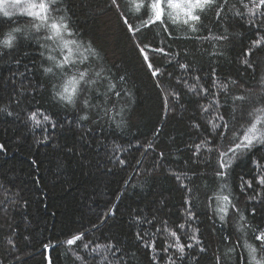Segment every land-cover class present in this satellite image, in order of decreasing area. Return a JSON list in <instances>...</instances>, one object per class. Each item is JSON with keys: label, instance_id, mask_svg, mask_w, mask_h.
<instances>
[{"label": "trees", "instance_id": "obj_1", "mask_svg": "<svg viewBox=\"0 0 264 264\" xmlns=\"http://www.w3.org/2000/svg\"><path fill=\"white\" fill-rule=\"evenodd\" d=\"M232 2L239 7L237 0ZM67 3L84 38L92 39L103 49L108 66L114 65V73L122 69L127 74L129 84L126 87L133 93L127 127L123 131L110 128L103 133L89 134L87 128L92 125L67 123L74 120L75 114L56 107L49 92L36 87L42 83V77L35 69L31 73L25 72L23 66L13 63L15 54L0 59V108L7 106L8 112L12 113L0 111V143L5 146L0 152V259L7 258L5 264H48L50 249L52 264H79L72 253L84 257L87 264H95L83 251L73 248L69 252L66 245L43 247L44 244H60L70 234L85 231L86 240L101 244L111 240L124 249V264H164L159 256L154 262L152 251L136 239V233L143 236L145 232L155 233L156 228L146 223L138 224L136 217L142 220L155 217L157 227H162L159 221H167L168 227L173 229L178 223H184L186 192L173 173H187L191 177L193 172H198L201 176L194 178L193 183L188 179L183 182L195 193L191 197V211L196 214L192 227L200 229L199 239L208 252L200 253L198 248L187 250L191 257L185 264H196L197 260L199 264H211L213 247L221 240V222L212 210L215 202L212 207L208 206L206 193H220L219 185L227 184L228 188L220 194L234 195L237 199L233 203L242 211L255 208L256 215H249L248 219L255 225L264 226V199L249 200L248 197L256 193L239 188L241 178L253 180V159L264 164L261 159L264 149L254 150L234 161L226 180L215 177V155L209 162L207 153H202L205 159L196 162L187 147L202 138L190 127L192 122L200 123L194 98L181 92L180 103L186 110L177 107L165 115L161 93L115 12L104 11V0H67ZM228 31L234 35L222 46L223 57L197 56L195 74L203 76L215 68L217 76L231 77L245 88L259 91L255 85L264 79V49L254 50L249 58L253 67L249 68L242 60L251 41L257 38L251 26L237 19L228 25ZM260 35L264 36V32ZM148 42L158 46L151 34ZM178 46L183 48L185 45L181 42ZM187 47L192 49L193 45ZM200 47L212 50L207 41ZM31 58L38 59L35 54ZM22 63L31 68L29 59ZM153 63L164 66V58L156 56ZM165 71L179 76L183 70L167 67ZM19 73H25V76L21 77ZM205 87H208L207 83ZM230 91L244 94L235 86ZM37 108L52 116L57 127H34L28 114ZM204 127L201 123V131ZM157 128H161V132L154 137ZM45 135L49 137L47 141L43 139ZM147 141L155 143V151L146 152L139 146ZM116 144L124 151H113ZM159 152L164 153L162 159ZM118 159L125 160L126 164H119ZM141 159L142 166L136 163ZM204 184L209 187L204 188ZM196 186H200L199 191ZM253 188L264 197V188L257 187L255 180ZM113 205L115 214L101 223L102 213L108 212ZM93 225H99V230ZM231 226L230 221L227 227ZM89 230L90 236L87 235ZM185 231L191 235L190 229ZM9 236L15 247L8 244ZM150 239V236L145 237V240ZM162 239L166 238L157 233L158 246ZM181 239L184 240L183 235ZM170 252L175 253V249ZM176 264L181 261L176 260Z\"/></svg>", "mask_w": 264, "mask_h": 264}, {"label": "snow or ice", "instance_id": "obj_2", "mask_svg": "<svg viewBox=\"0 0 264 264\" xmlns=\"http://www.w3.org/2000/svg\"><path fill=\"white\" fill-rule=\"evenodd\" d=\"M104 2V11L115 12L154 79L155 87L161 93L165 115L175 111L177 107L181 111L186 110L180 103L181 92L194 98L200 123L192 122L190 127L202 138L198 143L187 147L196 162L205 159L202 153H207L206 159L209 162L215 155L214 176L226 180L234 161L254 150L264 149V79L255 85L259 91H253L252 87L245 88L231 77L217 76L215 68L203 76L195 74L197 56L207 54L211 58L223 57L221 48L229 42V37L234 35L228 31V25L237 19L250 25L257 37L243 53L245 58L242 60L244 65L253 67L249 58L253 56L254 50L264 49V36L260 35L264 32V0H237L239 7L232 0ZM73 15L67 0H0V59L15 54L13 63L23 66L27 73L35 69L42 77V83L36 87L45 88L56 107L75 114L74 120L67 123H76L77 126L92 125L93 127L87 128L89 134L103 133L110 128L123 131L127 127L129 105L133 95L130 87H126L129 84L127 74L122 69L116 73L112 71L114 65L108 66L103 49L92 39L84 38L73 20ZM149 34L158 46L148 42ZM205 41L209 42L211 51L200 47ZM181 42L185 45L183 48L178 46ZM188 44H192L193 48L189 49ZM33 54L38 59H32ZM156 56L164 58V66H156L153 63ZM24 59H29L31 68L23 65ZM182 60L187 62H181ZM167 67L183 71L181 75L173 76L172 72L165 71ZM19 75L24 77L25 73ZM162 80L164 83H161ZM205 83L208 87H205ZM232 86L244 94L232 93ZM0 111L8 112L7 106L0 108ZM8 115L12 113L8 112ZM28 119L33 122L34 127H57L52 116L40 108L31 111ZM201 123L205 126L203 131ZM160 132L161 128H157L154 137H158ZM43 139L47 141L49 137L45 135ZM139 146L146 152L156 149L153 141ZM4 150V144L0 143V152ZM116 150L124 151L118 144L114 145L113 151ZM158 156L162 159L164 153L159 152ZM118 163L124 165L126 161L118 159ZM136 163L142 166V159ZM251 163L254 166L253 180L256 181L257 187L264 188V164L256 159ZM173 175L181 182V187L186 192L185 222L178 223L173 229L168 227L167 221H159L162 227H157L154 223L155 217L142 220L137 216L138 224L151 225L156 228V232H145L143 236L138 232L136 239L152 251L154 262H157L159 256L164 264H176V260L185 264L191 257L187 250L198 248L200 253L208 252L203 246V241L199 239L200 229L192 227L196 214L191 211V197L195 193L192 187L183 182L188 179L189 183H193V179L200 178L201 174L193 172L191 177H188L187 173ZM253 180L241 178L239 188L241 191L247 188L256 193L248 197L249 200L264 199L253 188ZM203 187L209 186L204 184ZM219 188L220 193H223L228 185L222 183ZM199 190L200 186H196V191ZM220 193H206L208 206L212 207L215 202L216 206L212 207V210L221 222V240L213 247L211 264H264V226L255 225L248 219L249 215H256V209L242 211L233 203V200L237 199L234 195ZM114 214L115 205L108 212L102 213L101 223ZM230 221L232 226L229 228L227 226ZM93 228L99 230V225H93ZM186 228L191 230L190 236L185 231ZM12 233L15 234L14 229ZM157 233H162L166 238L160 241L159 246ZM91 234L89 230L87 235ZM147 236L151 237L150 241L145 240ZM85 237V231H77L60 244H44L43 247L49 249L66 245L69 252L73 248L83 251L95 264H124L123 257L126 253L118 244L111 240L105 244L94 243ZM167 240L172 242L168 243ZM7 242L15 247L11 236L7 238ZM170 249H175V253H171ZM72 255L79 264H87L84 257L76 253ZM5 259H0V264H5ZM48 264H51L50 260ZM196 264H199L198 260Z\"/></svg>", "mask_w": 264, "mask_h": 264}, {"label": "water", "instance_id": "obj_3", "mask_svg": "<svg viewBox=\"0 0 264 264\" xmlns=\"http://www.w3.org/2000/svg\"><path fill=\"white\" fill-rule=\"evenodd\" d=\"M48 253H49V255H48V259L51 261V264H52V260H51V258H50V249L48 250Z\"/></svg>", "mask_w": 264, "mask_h": 264}]
</instances>
